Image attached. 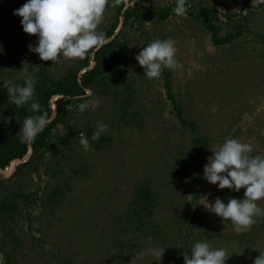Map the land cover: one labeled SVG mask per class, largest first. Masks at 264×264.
<instances>
[{
	"label": "rangeland",
	"instance_id": "1",
	"mask_svg": "<svg viewBox=\"0 0 264 264\" xmlns=\"http://www.w3.org/2000/svg\"><path fill=\"white\" fill-rule=\"evenodd\" d=\"M121 1L128 7L135 0H107L98 31L105 34ZM173 1L141 0L146 9ZM200 5L215 9L222 36L236 27L241 33L213 43L196 14ZM114 34L113 65L86 90L95 110L81 113L76 105L83 101L76 100L53 128L51 145L21 173L27 198H18L21 211L6 229L0 224V264H184L197 241L224 247L230 255L226 264H254L264 253V215L238 234L230 221L198 203L208 193L213 203L216 197L227 203L244 196L243 188L219 190L203 178L208 158L226 139L251 144L252 155H264V0H187L185 14L172 10L162 21L123 26L119 16ZM29 35L35 47L38 37ZM157 39L173 42L177 66L163 67L159 78L149 79L135 56ZM81 59L61 56L51 74L74 68ZM38 63L39 55L28 48L15 76L29 77ZM166 84L187 125L175 115ZM127 97L135 102L128 105ZM100 123L108 129L94 145L88 132ZM82 136L89 141L87 150ZM8 167L1 177H8ZM142 183L159 195L161 205L153 233L132 235L133 194ZM257 204L264 208V199ZM148 248L165 249L161 257L139 255Z\"/></svg>",
	"mask_w": 264,
	"mask_h": 264
},
{
	"label": "clouds",
	"instance_id": "2",
	"mask_svg": "<svg viewBox=\"0 0 264 264\" xmlns=\"http://www.w3.org/2000/svg\"><path fill=\"white\" fill-rule=\"evenodd\" d=\"M107 0H26L13 14L21 19L23 31L38 37L36 46L29 45L31 52L37 53L42 61H56L59 57L67 59L84 58L90 50L98 51L109 42L98 26L102 20ZM187 0H176L173 12L183 15L187 11ZM176 48L168 40H154L144 46L135 56L138 64L144 68V75L149 79L159 78L163 67L177 66ZM36 78L29 77L24 85L4 83L8 98L17 107L30 102V109L40 113L41 106L35 97ZM91 93H88L90 95ZM81 103L76 107L82 113L95 110L96 102L81 96ZM50 123L46 112L27 116L20 129V140L32 143L37 135ZM108 126L97 124L91 139L96 141L106 132ZM87 150L90 145L85 137L80 139ZM253 146L237 139H226L218 150L208 158L203 168V178L219 190L229 189L239 192L244 189L242 199L229 198L227 203L216 197L210 202L208 193L200 197L199 205L222 218L230 221L236 233L247 231L256 217L264 215L257 201L264 199V155H252ZM165 249V248H164ZM164 249L148 248L139 255L161 257ZM190 255H184V264H226L229 254L224 247L213 248L207 241L195 242ZM255 259L254 264H264V253Z\"/></svg>",
	"mask_w": 264,
	"mask_h": 264
},
{
	"label": "trees",
	"instance_id": "3",
	"mask_svg": "<svg viewBox=\"0 0 264 264\" xmlns=\"http://www.w3.org/2000/svg\"><path fill=\"white\" fill-rule=\"evenodd\" d=\"M26 0H0V169L4 170L13 159L22 160L14 166V171L7 177L0 176L2 181H10L8 186H0V224L2 229H6L9 223L15 218L19 209V197L27 198L21 190V173L24 167L34 161L35 155L43 153V150L51 145V133L57 124L63 123L67 117V109L81 96L89 97L87 89H92L93 85L103 79L109 71L115 58L110 57L114 53V44L116 45L114 30L118 24V17H123V26L127 23L140 24L154 19L165 20L176 7V1L161 8L146 9L141 0H135L133 3L124 7L123 1L117 7L114 21L106 29L105 36L109 42L103 45L98 51L90 50L93 55H86L78 65L69 68L58 75L51 74L52 67L56 61H42L36 70L29 77L36 78L35 97L41 106L40 113H35L30 109V102L21 107H17L10 98L7 88L2 87L4 83L11 85H24L27 78H17V70L22 66V62L27 58L30 35L23 31L21 25L22 17L14 15L15 9L20 8ZM124 7V8H123ZM187 7V4H186ZM191 11V9H190ZM194 11V9L192 10ZM200 18L202 27L207 30L215 44H224L235 39L240 33V27L234 29V33L227 36L220 34L221 27L217 23L218 16L215 9L207 5H200L195 10ZM94 61L90 66V61ZM90 66V67H89ZM82 71V72H81ZM14 78V79H12ZM166 95L171 101L175 115L180 119L182 125H187L183 117L182 110L171 92L169 84H166ZM130 96V95H129ZM53 99V101H52ZM128 105L135 102L133 97H127ZM55 106V113L52 116L51 105ZM123 105V102L118 103ZM46 112L50 118V123L40 132L32 143L21 142L20 129L27 116H34ZM93 132L89 130L88 137L92 144L98 145V140L91 139ZM197 140V139H196ZM198 142H200L198 140ZM31 150V155L27 160L24 156ZM35 168V165H34ZM134 195L132 204L131 218L134 221L132 231H144L145 234H152L155 227L154 213L157 205H161L160 197L154 190L145 183L140 184ZM131 220V219H130ZM122 229V228H120ZM127 229V228H126ZM125 231L124 229H122ZM125 237V236H124Z\"/></svg>",
	"mask_w": 264,
	"mask_h": 264
},
{
	"label": "bare ground",
	"instance_id": "4",
	"mask_svg": "<svg viewBox=\"0 0 264 264\" xmlns=\"http://www.w3.org/2000/svg\"><path fill=\"white\" fill-rule=\"evenodd\" d=\"M52 101H53V100H52ZM51 110L53 111V112H52V113H53L52 116H54V113H55V106H54L53 102H52V105H51ZM28 153H29V151H28ZM28 153L24 156L23 160H27V158H28ZM17 161H20V160H18V159H13V160L10 162V167H8L10 170L4 172V175H5V176H9V175H10V172H11L12 166H13V165L15 164V162H17ZM0 171H4V170L0 169Z\"/></svg>",
	"mask_w": 264,
	"mask_h": 264
}]
</instances>
